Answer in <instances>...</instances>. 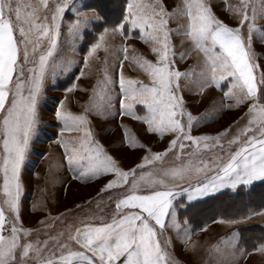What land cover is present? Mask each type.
Here are the masks:
<instances>
[{"label": "snow or ice", "instance_id": "snow-or-ice-1", "mask_svg": "<svg viewBox=\"0 0 264 264\" xmlns=\"http://www.w3.org/2000/svg\"><path fill=\"white\" fill-rule=\"evenodd\" d=\"M225 8L236 19V26L221 20L209 0H180L172 8L165 0H126L114 26L102 28L81 62L88 73L79 70V77L91 75V62H99L102 78L91 89H83L90 95L82 113L66 107V96L58 101L55 116L62 128L57 142L79 178L112 175L101 192L122 191L109 197L115 201V212L107 221L96 223V217L85 216L40 239L33 236L39 229L26 228L21 220V171L36 135L38 103L46 79L73 62L58 48L66 13L73 17L66 25L73 40L103 17L87 0L79 6L77 0H0V264H176L169 230L186 245L191 236L187 222L176 212L175 181L210 172L190 185L189 201L225 187L236 189L264 181V71L257 75L260 66L253 46L254 37L264 43V24L258 23L264 20V0H240ZM132 33L148 46L154 60L127 43ZM173 34L181 37L180 48L186 43L190 47L178 51ZM117 36L119 44L114 43ZM192 52L197 53L196 64L181 71L176 58L187 59ZM125 61L138 66L150 82L127 77ZM223 81L230 82L224 97L234 104L211 106L201 116L186 109L185 89L203 95L209 88L220 89ZM117 85L118 93L114 91ZM76 87L74 82L65 91L71 93ZM138 104L146 109L144 115L136 113ZM241 106L247 108L243 127L233 132L230 126L215 135H192L194 122L214 118V112L224 107ZM91 113L132 117L143 122L148 133L161 138L169 135L168 145L154 152L122 124L123 144L147 148L140 162L125 170L95 139ZM65 131L80 135L65 139ZM210 149H219L220 154L205 159L201 153ZM169 153L186 155L187 162L154 172ZM40 223L54 227L46 221ZM221 243L226 255L218 264H234L237 255H250L239 247L235 233ZM214 248L220 251L219 245ZM252 250L264 253V242Z\"/></svg>", "mask_w": 264, "mask_h": 264}, {"label": "rangeland", "instance_id": "rangeland-1", "mask_svg": "<svg viewBox=\"0 0 264 264\" xmlns=\"http://www.w3.org/2000/svg\"><path fill=\"white\" fill-rule=\"evenodd\" d=\"M80 2H82V0H77L78 6ZM179 2L180 0H165L169 8L174 7L175 4ZM209 2L212 4L214 12L221 20L230 26H236V19L230 11L226 10L225 5H237L240 0H209ZM87 3L89 6L97 9L99 15L103 17V21L93 25L89 31L82 32L78 39L73 40V38L67 34L66 29L67 23L71 22L73 17L71 13H66L65 25H62L58 48L63 57L70 58L73 62L66 70L63 72L57 70L55 76H50L45 81L43 95L38 103L39 119L36 135L31 141L21 171L23 182L21 220L24 227L39 229V232L34 233L33 236H39L40 239H44L47 234L55 235L65 224H75L79 219L85 216L96 217L93 222H100L101 219H109L115 212V201L114 199L110 200L109 197H115L122 191L121 189H113L108 192H101V189L107 181L113 178L112 175H101L90 179L79 178L78 174L68 166L64 156V150L61 144L57 142L61 138L62 128V123L58 121L55 116L58 101L66 96L67 100L65 104L69 110L77 114L83 112L88 96L90 95V92H85L83 89H91L92 86L96 85L97 81L102 78L103 67L99 62L93 61L91 62V75L79 77V70L83 68L81 62L89 45L95 41L102 28H111L122 16L126 0H110L109 10L100 2L95 4L94 0H87ZM111 5L113 6L112 8ZM258 23L264 24V20H258ZM170 27L176 28V24L170 23ZM180 39L181 37H177L173 34L172 40L173 43L177 45L178 51H183L190 47V45L186 43L184 48H180ZM114 43H121L120 37L117 36ZM127 43L134 47L138 53H143L149 59H155L148 46L139 39L136 33H132V37ZM253 46L257 54L256 60L260 66L259 69H257V75H259V72L264 71V43L258 42L254 37ZM129 54H133L131 47L129 49ZM100 55L103 56V53L101 52ZM197 58L198 56L195 52H192V54L184 60H180L179 57H177L176 66L181 71H184L196 64ZM83 70L85 73L89 71L86 68H83ZM124 74L127 77L143 80L145 83L150 82L146 74L130 61L124 62ZM74 82L77 84L76 89L71 93H67L65 89ZM229 83V81H223L221 82L220 89L216 87L209 88L203 95L196 94L194 90L189 91L185 89L183 95L186 109L194 116H201L206 110H209L211 106L219 108L221 103L234 104L233 100L224 97V92L227 91ZM114 91L117 93L119 92L118 85L114 88ZM116 109H119L118 103L116 104ZM135 111L138 115H144L146 109L138 104ZM246 111V106H241L239 108L224 107L214 112V118L201 120L198 123L194 122L192 135H215L230 126L234 132L236 129L246 124ZM89 119L95 139L104 145L105 149L119 161L120 166L125 170L139 163L140 158L146 154L147 148H150L154 152L162 151L167 147L170 139V136L167 134L161 138L158 134L148 133L146 131V125L143 122L127 115L104 116L91 113ZM122 124L127 125L137 136L138 140L144 143L147 148H130L126 144H123L121 142L123 134ZM62 135L63 138L67 139L80 134L65 131ZM231 135L232 133L230 132L229 136ZM234 147L235 146H233V148ZM225 148L227 149L226 143ZM217 154H220L219 149L203 150L201 153L205 159L212 158ZM186 162V155L178 156L177 154L169 153L162 164L152 170L154 172H159L160 168L179 166L181 163ZM204 175L205 173L203 172L198 174L193 173L184 180L175 181L178 185L176 189H183L189 183L193 182L192 180L198 179ZM169 183H173L170 178ZM246 187L248 188L249 186L241 187L239 190H246ZM179 198L185 197L181 196ZM77 205L81 207L77 208ZM62 213L64 216H62L61 219H55ZM243 213L244 214H240V216L237 217L224 216V221H229V218H233L240 222L234 224L216 222L217 224L207 227V230L202 232V234L206 233L204 237L197 236L195 240L193 239L188 245L182 242V238H177L174 231L169 230L168 235L172 237L173 256L177 262L176 264H184V262L188 264L185 260L190 261L191 264H196L198 262L203 264L204 260L200 261L198 257L195 256L200 253V249L203 245L208 243L211 238H217L219 234L229 232V235H232V233L238 232V240H240V228L242 226L257 224L264 228V206L255 207ZM41 221H46L48 225H54V227H45L40 223ZM218 240L222 241L220 239ZM193 244L194 246H192ZM48 247L52 249L54 243L50 241ZM239 247L246 249L242 247L240 243ZM246 250L250 255L244 257L237 255L234 263L264 264V253L255 252L252 249ZM185 252H190L193 256H187ZM205 254V258H209L211 264H217V259L212 256L210 251ZM224 254L226 255L225 251Z\"/></svg>", "mask_w": 264, "mask_h": 264}, {"label": "trees", "instance_id": "trees-1", "mask_svg": "<svg viewBox=\"0 0 264 264\" xmlns=\"http://www.w3.org/2000/svg\"><path fill=\"white\" fill-rule=\"evenodd\" d=\"M94 2L95 4L100 2L107 10L110 8V0H94ZM239 189L233 193L223 191L196 202H188L185 198H179L175 202L176 211L182 221L200 227L216 217H237L252 208L264 206V181L252 184L246 187V190ZM240 231L239 243L248 250L264 242V228L257 224L242 226Z\"/></svg>", "mask_w": 264, "mask_h": 264}, {"label": "crops", "instance_id": "crops-1", "mask_svg": "<svg viewBox=\"0 0 264 264\" xmlns=\"http://www.w3.org/2000/svg\"><path fill=\"white\" fill-rule=\"evenodd\" d=\"M210 174V172L209 173H205V175H209ZM205 175L204 176H202V177H200V178H198V179H195V180H192L193 182H191V183H189L187 186H185V188H183V189H176V191L178 192V195L176 196V199L177 198H179V197H185V199L188 201V202H196V201H201V200H203V199H206V198H208V197H212V196H215V195H217V194H219V193H221V192H223V191H231V192H235L237 189H239V188H241V187H245V186H250V185H252V184H255V183H258V182H261V180H257V181H254L252 184H249V185H243V184H241V185H239V186H237V188L236 189H232L231 187H225V188H223V189H221V190H219V191H217V192H215V193H210V194H207V195H205V196H203V197H198V198H195V199H193L192 201H189L188 200V192L189 191H191V187H190V185H194L195 183H196V181H198V180H204V177H205ZM184 189H188V191H184ZM176 199L174 200V204H175V202H176ZM177 212V211H176ZM233 218H229V220H232ZM108 220V219H107ZM107 220H105V221H107ZM225 220V218L224 217H216L214 220H212L211 222H209V223H207L206 225H204V226H200V227H197V226H194V225H192V224H188V227H189V230H190V236H191V240H190V242L194 239L195 240V238L198 236V237H204V234H206V233H204V234H202V232H204L205 230H207V227H210L211 225H213V224H217L216 222H218V223H220L221 221H224ZM233 220H235V219H233ZM96 223H98V222H96ZM212 234V233H211ZM233 234V233H232ZM236 235H237V238L239 237L238 236V232L237 233H235ZM218 237L217 238H215V239H210V241L208 242V243H206L205 245H203V247L200 249V253L198 254V255H196L195 257H198V259L200 260V261H203V264H211V262H209V258H205L206 257V254L205 253H207L208 251H210V253L212 254V256L213 257H215L217 260H216V263L218 264V261L219 260H221V259H224L225 258V254H224V251H225V246H224V244H222L221 243V241H219L218 239H220V240H222L223 238H225V237H229V236H231V235H229V232H224L223 234H219V235H217ZM178 238V237H177ZM180 239V238H179ZM190 242L188 243V244H190ZM187 244V245H188ZM199 245V244H198ZM197 245V246H198ZM217 245H219V247H220V251L219 252H217V251H215V248H214V246H217ZM192 246H194V244L192 245ZM185 254L187 255V256H193L190 252H185ZM218 257H220V258H218ZM188 264H191V262L190 261H187V260H185ZM235 262V261H234ZM177 263V262H176ZM184 264H186L185 262H184ZM196 264H202L201 262H198V263H196ZM234 264H237V263H234Z\"/></svg>", "mask_w": 264, "mask_h": 264}]
</instances>
